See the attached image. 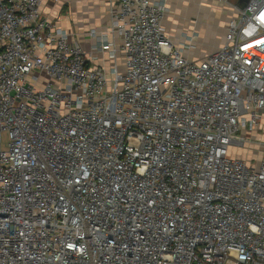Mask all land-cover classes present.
Wrapping results in <instances>:
<instances>
[{
  "label": "built area",
  "instance_id": "2783aa9c",
  "mask_svg": "<svg viewBox=\"0 0 264 264\" xmlns=\"http://www.w3.org/2000/svg\"><path fill=\"white\" fill-rule=\"evenodd\" d=\"M41 2L0 0V264H264V0L200 60L119 0L110 75Z\"/></svg>",
  "mask_w": 264,
  "mask_h": 264
},
{
  "label": "crops",
  "instance_id": "0c3cea01",
  "mask_svg": "<svg viewBox=\"0 0 264 264\" xmlns=\"http://www.w3.org/2000/svg\"><path fill=\"white\" fill-rule=\"evenodd\" d=\"M247 2L248 0H167L168 11L162 23L175 44H187L191 40L194 47L185 50V55L190 59L200 60L223 44L227 24L233 17L235 8L244 6ZM40 7L45 16L67 32L70 42H77L82 46L90 64L105 66L109 75L115 64L120 71L124 70L123 54L120 51L114 60L100 48L101 37L104 35L115 41V46L121 44L119 35L111 31L112 12L118 9L119 0H42ZM218 11L222 13L219 17ZM249 137L254 142L264 140V115L260 128L250 132ZM257 142L247 143L242 150H255L260 159L264 153V143L262 145L259 143L261 141ZM234 153L245 158L240 150ZM247 160L252 165L259 162Z\"/></svg>",
  "mask_w": 264,
  "mask_h": 264
},
{
  "label": "rangeland",
  "instance_id": "374dc122",
  "mask_svg": "<svg viewBox=\"0 0 264 264\" xmlns=\"http://www.w3.org/2000/svg\"><path fill=\"white\" fill-rule=\"evenodd\" d=\"M221 11H218L217 12V17H219V16H221ZM262 136V135H261ZM258 142L259 141H261V142H259L260 144H263L264 143V140H257ZM256 141V142H257ZM257 142V143H258ZM254 149V148H253ZM239 150H240V154H243V156L247 159H253V160H255V162H253V163H256V162H258V160H259V154L258 153H256L255 152V150H253V152H248V151H246V150H242V148H234V152H236V153H238L239 152ZM225 264H231L230 262H226Z\"/></svg>",
  "mask_w": 264,
  "mask_h": 264
}]
</instances>
